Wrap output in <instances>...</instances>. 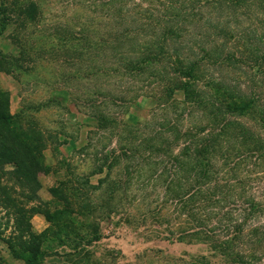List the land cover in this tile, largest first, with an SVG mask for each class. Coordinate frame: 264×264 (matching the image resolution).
<instances>
[{
    "label": "trees",
    "instance_id": "1",
    "mask_svg": "<svg viewBox=\"0 0 264 264\" xmlns=\"http://www.w3.org/2000/svg\"><path fill=\"white\" fill-rule=\"evenodd\" d=\"M6 26L15 52L0 49V69L18 90L64 86L91 125L74 148L85 170L60 157L63 177L47 187L57 206L42 207L43 150L68 140L32 111L10 113L0 88V209L14 255L38 264L48 240L65 245L57 264H264V0H0ZM138 95L153 104L129 122ZM35 212L49 221L39 232ZM119 227L207 250H88Z\"/></svg>",
    "mask_w": 264,
    "mask_h": 264
},
{
    "label": "rangeland",
    "instance_id": "2",
    "mask_svg": "<svg viewBox=\"0 0 264 264\" xmlns=\"http://www.w3.org/2000/svg\"><path fill=\"white\" fill-rule=\"evenodd\" d=\"M7 31L8 28L6 26V28L2 29L0 32V49L2 51L14 53L15 48L9 42L8 38L5 37ZM33 82L30 86L23 82L21 90H17L19 88H17L14 79H5L0 81V88L6 91L7 97L10 91L16 90V95L13 92V105H18V107L21 106L25 109V113L32 111V117L36 121L50 131H58V137H65L66 140H68L57 144L53 142L49 147L43 150L45 163L50 166L48 171H40L38 173L39 186L37 187V193L42 200H46L47 202L42 207H47L51 210L57 206V203L51 199L47 187L62 178L65 172L63 165L56 169L54 167L58 165L60 157L66 156L72 159L71 163L75 165L72 171L78 172L85 170L84 167L88 159H85L81 153L74 152V148L84 142L86 130L91 125L87 116L82 115L80 111H76L66 87L54 85L52 82H49L52 83V85ZM47 99L49 100L46 105L39 107L37 110H33L32 107H30L38 101H44L45 103ZM152 104L153 101L150 97L138 95L135 100L128 105L123 114V118L129 122L141 120L149 112ZM81 109L84 110L82 107ZM96 176V174H92L90 177L91 181H93ZM3 212L4 210L0 209V264H27L23 257L14 255L11 247H9L8 243L4 240V237L10 235L15 230L11 218H9L7 224L5 223L6 216ZM48 224L49 221L40 212H35L30 217V227L35 232H39ZM101 224L104 225V222ZM116 232L117 233L114 234L102 235L88 245V250L97 254L99 250L105 252L109 249H113L111 251L118 249L122 254V256H119L120 260L125 258L132 259L135 255L140 253V251L148 248H160L163 252L170 255H176L181 252L190 254L204 253L207 250L206 246L200 242L177 241L166 238L144 239L134 232L123 231L122 227H119ZM46 245H50V247L56 246L57 251L51 252L47 249ZM14 246L18 250L17 243H14ZM64 247L65 245L63 244L57 246L54 241H43L41 244V249L43 250L42 253L39 254L38 264H57L62 258L58 253L63 251L62 249ZM65 257L66 256H64V258ZM62 263L65 264L66 261H62Z\"/></svg>",
    "mask_w": 264,
    "mask_h": 264
},
{
    "label": "crops",
    "instance_id": "3",
    "mask_svg": "<svg viewBox=\"0 0 264 264\" xmlns=\"http://www.w3.org/2000/svg\"><path fill=\"white\" fill-rule=\"evenodd\" d=\"M7 80V79H14V81H16V84H17V88H19V83H18V81L13 77V75L11 74V73H7V72H5L4 70H2V69H0V81H2V80ZM18 90V89H17ZM15 93V95H16V90L15 91H10L9 93H8V111L10 112V113H14V112H16L17 110H18V105L16 106L15 104L13 105L12 104V97H13V94ZM37 217V216H36ZM39 219V218H38Z\"/></svg>",
    "mask_w": 264,
    "mask_h": 264
}]
</instances>
